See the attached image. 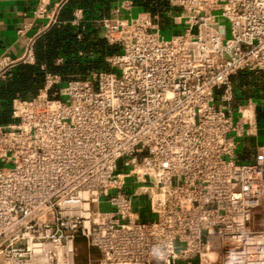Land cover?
Instances as JSON below:
<instances>
[{
    "label": "built area",
    "instance_id": "1",
    "mask_svg": "<svg viewBox=\"0 0 264 264\" xmlns=\"http://www.w3.org/2000/svg\"><path fill=\"white\" fill-rule=\"evenodd\" d=\"M50 1L33 10L45 29L67 0ZM165 3L134 13L120 0L97 19L119 49L108 69L46 71L12 99L0 264H264V141L248 142L259 105L235 82L264 74V0ZM85 19L77 6L69 22ZM20 62L30 48L0 77Z\"/></svg>",
    "mask_w": 264,
    "mask_h": 264
},
{
    "label": "trees",
    "instance_id": "2",
    "mask_svg": "<svg viewBox=\"0 0 264 264\" xmlns=\"http://www.w3.org/2000/svg\"><path fill=\"white\" fill-rule=\"evenodd\" d=\"M160 1L166 5L165 0H157L158 3ZM75 5L76 1L67 0L59 11V22L50 25L35 39L32 47L33 63H17L6 72L5 78H0L1 124L11 120L12 99L16 96L29 98L36 94L46 71L59 73L67 80L86 78L93 70L109 68L105 56L118 51V47L108 45L103 37L83 33L81 26L72 25L69 21ZM152 6L156 7V4ZM78 32L82 33L80 38L77 37ZM56 57H62V62L56 63Z\"/></svg>",
    "mask_w": 264,
    "mask_h": 264
},
{
    "label": "crops",
    "instance_id": "3",
    "mask_svg": "<svg viewBox=\"0 0 264 264\" xmlns=\"http://www.w3.org/2000/svg\"><path fill=\"white\" fill-rule=\"evenodd\" d=\"M55 1L56 0L50 1L48 4V9H53ZM73 1H76L77 3L74 8L80 6L87 12V14L85 13L86 19L81 29L83 33L85 32L92 37L94 35L102 37L101 24L97 22V19H102L105 17H118V15H114L113 12L114 9L120 4V0ZM133 1L134 13L146 10L152 12H162L164 9V4L161 1V5L159 4L160 2H157V0ZM38 2L39 0H0V62L2 64H4V62L7 60L20 59L27 54L29 48L33 54V43L35 39L43 31H45L46 25L45 18H36L33 14V10L37 6ZM157 3L160 5V7L157 6ZM153 4H156V7L152 6ZM150 8L152 10H150ZM92 27H96V30H94L95 28L92 29ZM91 55H93V53ZM14 65L8 67L6 71L10 70ZM256 99L257 98H255V100ZM260 103L262 104L263 101ZM255 138L260 142L264 141V115L262 117V123L258 125L257 136L249 138L248 142L250 141V144H253L251 139H253L254 142L256 140Z\"/></svg>",
    "mask_w": 264,
    "mask_h": 264
},
{
    "label": "rangeland",
    "instance_id": "4",
    "mask_svg": "<svg viewBox=\"0 0 264 264\" xmlns=\"http://www.w3.org/2000/svg\"><path fill=\"white\" fill-rule=\"evenodd\" d=\"M108 66V65H107ZM235 82L243 81L245 80L247 82V88H245L244 97H253L257 98L256 101L258 103V125L262 123V111L260 102L264 101V74L263 75H253V74H243L242 79H240V76L238 78H235ZM258 138V137H257ZM251 142L253 143V139H251ZM243 154L246 155L245 151H243Z\"/></svg>",
    "mask_w": 264,
    "mask_h": 264
}]
</instances>
